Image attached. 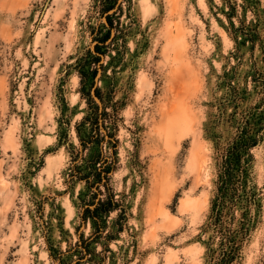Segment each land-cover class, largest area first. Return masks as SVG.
Wrapping results in <instances>:
<instances>
[{
  "label": "rangeland",
  "instance_id": "rangeland-1",
  "mask_svg": "<svg viewBox=\"0 0 264 264\" xmlns=\"http://www.w3.org/2000/svg\"><path fill=\"white\" fill-rule=\"evenodd\" d=\"M250 1L254 12L231 13L225 0H117L107 12L98 0H0V264L85 254V184L71 185L68 167L75 125L95 105L122 210L106 216L112 237L97 238L84 264H203L214 169L203 127L218 77L233 65L240 81L264 73V0ZM239 28L258 38L235 43ZM254 154L261 211L236 264H264V141Z\"/></svg>",
  "mask_w": 264,
  "mask_h": 264
},
{
  "label": "trees",
  "instance_id": "trees-1",
  "mask_svg": "<svg viewBox=\"0 0 264 264\" xmlns=\"http://www.w3.org/2000/svg\"><path fill=\"white\" fill-rule=\"evenodd\" d=\"M116 1L98 0V6L101 11L107 12L115 6ZM225 2L228 3L231 13H235L237 6L243 10L249 7L250 11H255L256 2L252 3L250 0ZM233 15L227 14L231 25L234 24ZM108 23L112 26L111 21ZM239 29L241 37H235V43L246 38L254 42L258 38L256 31ZM109 30L107 29L106 35L99 39L105 41L110 35ZM261 42L264 43V40ZM235 66L225 67L219 75L217 87L221 88L222 92L211 105L213 111L209 113L203 127L204 136L212 145L214 168L210 206L199 232V239L204 247L203 264L239 263L261 211V187L257 184L254 174V149L264 141V73L253 68L245 72L240 81ZM80 77L82 82H85L82 72ZM96 95L100 97L98 92ZM89 112L91 114L75 125L80 148L76 153L71 152L68 177L71 185L77 181L85 184L79 196L87 207L83 208L80 217L84 223H91L93 233L83 239V249L80 252L84 250L85 254L76 258L72 264H84L87 259L82 261V258L86 254L97 255L90 249V245L97 238L112 237V234L105 230L106 216L113 211L122 210L120 202L108 186V173L113 169L115 158L108 159L102 155L98 137L101 127L106 130L104 112H100L96 105ZM61 136L66 138L67 132H61ZM102 137L104 139L105 136ZM115 145L116 141L112 146ZM84 152H87L85 157ZM79 245L73 250H79ZM70 249L68 248V251ZM58 254L59 263L64 264V252L59 251Z\"/></svg>",
  "mask_w": 264,
  "mask_h": 264
},
{
  "label": "bare ground",
  "instance_id": "bare-ground-1",
  "mask_svg": "<svg viewBox=\"0 0 264 264\" xmlns=\"http://www.w3.org/2000/svg\"><path fill=\"white\" fill-rule=\"evenodd\" d=\"M177 121H178V120H177ZM177 121H176V122H177ZM174 126H175V125H174ZM174 132H175V131H174Z\"/></svg>",
  "mask_w": 264,
  "mask_h": 264
}]
</instances>
